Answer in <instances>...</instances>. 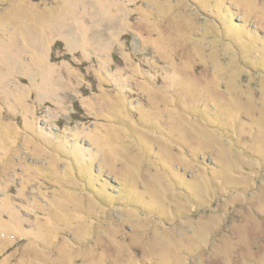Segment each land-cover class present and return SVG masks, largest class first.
<instances>
[{
	"label": "rangeland",
	"instance_id": "obj_1",
	"mask_svg": "<svg viewBox=\"0 0 264 264\" xmlns=\"http://www.w3.org/2000/svg\"><path fill=\"white\" fill-rule=\"evenodd\" d=\"M0 264H264V0H0Z\"/></svg>",
	"mask_w": 264,
	"mask_h": 264
}]
</instances>
